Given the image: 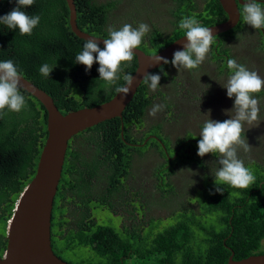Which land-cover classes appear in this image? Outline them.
I'll list each match as a JSON object with an SVG mask.
<instances>
[{
    "label": "trees",
    "instance_id": "trees-1",
    "mask_svg": "<svg viewBox=\"0 0 264 264\" xmlns=\"http://www.w3.org/2000/svg\"><path fill=\"white\" fill-rule=\"evenodd\" d=\"M142 1L155 11L154 17L159 16L155 7L159 5V1ZM174 1L173 19L172 21L169 19L171 29L157 28V24L152 25L137 49H142L149 55L163 49L172 40L184 35V31L179 28V23L185 17L194 16L204 27L225 19L216 0L205 1L203 10L194 14H190V9H197V5L192 0L190 2L186 0ZM72 2L75 9L76 27L92 36L107 39L109 38V28L119 30L125 24L137 28L140 23H145L144 16L137 10H141V8L136 6L129 11L125 8L122 9L119 0H72ZM16 7L17 0H1L0 17ZM21 10L29 16L38 15L40 22L33 29L31 35H20L18 29L11 30L6 25L0 24V62L12 60L21 77L47 94L61 114L106 102L115 94L116 87L125 83L123 77L133 72L134 57L131 62L122 63V71L118 73L120 78L114 85H108L99 80L98 63H94L90 71H86L84 65L75 63V56L83 50L85 41L76 38L70 32L67 24L68 10L64 0H34L30 7ZM150 22H153L151 18ZM231 31L228 32L229 35L225 33L221 37L232 38L235 34L237 36L239 27L237 26L234 32ZM147 46L148 48H146ZM209 56L214 61L219 59V56L211 53ZM45 63L53 67L47 78L39 72V68ZM125 64L128 66L125 67ZM171 67V63L164 64L151 72L161 76L159 84L163 82L165 87H158L160 90L171 91L178 85L174 82L177 76L170 74V70L174 69ZM19 91L25 97V107L20 112L5 109L7 115L0 118V223L3 226V234H0V257L5 247L6 222L11 215L16 199L31 178L40 146L45 137L46 116L43 107L29 94L22 90ZM208 94L202 98L205 99ZM161 95L162 93L158 89L151 93L148 86L142 82L124 108L120 118L104 121L74 136V140L95 136L96 138L101 137L105 141L106 149L97 153L104 157L94 158L93 162H90L89 168L102 169L103 172L112 169L113 187L115 189L117 184L116 191L122 187L118 179L127 172L130 163L128 155L130 154H140L143 151L145 155V150L153 147L162 156H164V152L170 156L168 150L171 151V155L176 153L173 161L182 162L185 160L181 158L182 156L194 157L197 155V143L186 139L180 140V137L176 135V140L173 141L176 143L172 149L173 142L170 136L161 132L162 123H154L153 116H150L151 119L148 121L150 123L146 131L134 130V126L140 128L146 114L149 115L147 110L151 107V103L164 106L156 116L165 115L168 112L170 104L161 98ZM259 96H261L260 93L256 94L257 98ZM132 132L139 135L138 139L133 138ZM188 133L187 131L186 134L188 135ZM147 135L152 136L147 137ZM142 138L146 139L143 143ZM156 139L160 141V144L155 142ZM137 140L143 145L130 149L125 144V142L135 143ZM184 148H188L192 153L183 152ZM240 149H238V154L242 159L245 158L242 155H250V152H242ZM214 155L211 154V156ZM164 160L168 166L164 170V175L158 173L155 178L157 184L154 189L159 192V198L153 201V205L158 204L166 209L167 201L172 204L176 199V193L170 183L173 162L166 160L165 156ZM193 161H196L199 167L208 168L206 159L198 160L195 157L189 159V162ZM243 161L255 176V181L249 188L236 189L228 185H221L223 193L216 192L214 176L220 166L218 163L209 162L214 164L213 174L204 177L193 192V194L197 191L204 192V202H197L194 195L191 194L189 204H192L185 207H183L184 203L179 204L172 215L170 214L173 223L160 231H155L158 224L154 223L153 208L145 204L143 264H224L230 253H232L233 260L264 254V247L261 248V242L264 240V148L259 151L253 161L247 158ZM204 183L208 185V193H206ZM154 193L151 192L150 196ZM241 203L243 205L241 209L230 211L229 204ZM175 213L176 219L173 218ZM214 214H217L215 221ZM209 218L212 219V222L206 223L205 220ZM96 237L81 233L78 236V245L92 248L97 261L87 258L82 261L76 260L74 264H119L117 249L113 248L111 251L104 252L102 244L92 247ZM72 243L73 241L70 240L67 243V248ZM118 246L124 253L125 246L120 244Z\"/></svg>",
    "mask_w": 264,
    "mask_h": 264
},
{
    "label": "flooded vegetation",
    "instance_id": "flooded-vegetation-1",
    "mask_svg": "<svg viewBox=\"0 0 264 264\" xmlns=\"http://www.w3.org/2000/svg\"><path fill=\"white\" fill-rule=\"evenodd\" d=\"M119 1L120 4H122V9L125 8L128 11L136 6H138L137 8H141V10L137 9L138 13H141V15L144 16L143 21L150 27L157 24V28H162L159 24L163 22L165 17H168L171 21L173 19L172 12L175 11L174 0H157L159 1V5L155 7L157 8V13H159L158 17H154L155 11L152 10V8H149L148 5H145L142 0H140L141 2L139 0ZM146 1L152 2L153 0ZM186 1L190 2V0ZM205 1L207 2L208 0H192V2L197 5V9H190V14L202 11L206 4ZM233 1L235 2L238 11V21L236 26L231 29L232 31H229L234 32L238 26L239 32L237 36L235 34L232 38H229V36L226 38L221 37L222 34L228 33L229 31L217 35L210 47L209 53L219 56V59L214 61L213 58H210L208 53L206 55L205 62L202 65L196 69L186 70L185 80L177 81V84L180 86L184 85L182 81H186L185 86H187V89L190 91L189 98L191 100H200L205 94L209 93L205 96L206 102L209 104L208 106L205 108H202L203 106L194 108L191 112H189L190 117H188V121L182 119V121L178 122L179 119H176L177 117H175V120L172 121L174 124L167 126L170 127V133L177 134L178 132H181V130L184 131L186 129H190V125L195 124L192 139H190L193 143L198 144L200 139L198 136L200 126L202 125L200 112L206 113L209 109H211V119L221 122L230 118L225 115L224 110L232 108L231 104H234L235 97L228 98L227 91L224 92V88L221 86V84L224 83L223 78H225V75L232 74L227 67V61L229 59L239 61L237 62L238 64L244 65L251 71H256L262 78H264V62L260 59V52H264V44L260 41L261 38L264 39V28L254 29L251 26L248 27V25L244 23L242 16L244 0ZM257 2L264 7V0H257ZM150 18L153 22H150ZM170 26L171 25L169 24L166 28L169 29ZM247 37L249 38L246 40ZM245 40L249 41V44L246 47H242L243 50L235 55V51L239 50L236 46L237 41ZM146 48H148V46ZM138 50L143 52L142 49ZM205 65L207 68H205ZM173 68L175 70L171 69L170 74L178 77L180 72H178L175 67ZM175 72H177V74H175ZM193 93L195 95H193ZM260 94L262 96L264 95V88H262ZM160 119H162V115ZM164 121L166 120L163 119V122ZM263 125L264 120L260 122V127H257V130L261 131L260 133L262 135V131H264ZM85 130L78 133H83ZM134 130L146 131L143 126L140 128L134 126ZM257 130L256 127L246 130V139L251 147L249 152L257 151ZM132 135L135 139H138L139 137V135L134 132H132ZM74 136L69 138L66 143L56 192L52 201L49 224V241L51 251L56 257L68 264H74L76 260L82 261L87 258H93L97 261L95 252L92 248L81 244L78 245V236L83 233L97 236L92 244V247L97 244H102L104 252L107 250L111 251L113 248L117 249V254H119V264H143L145 233V176L141 161L144 158V152L142 151L140 154L133 153L128 155L130 156V163L126 174L124 176H120L118 179L121 182L122 187L119 188V191H116L117 184L114 189L112 169L103 172L102 169L93 170L89 168V164L90 162H93L94 158L100 159L104 157V155H99L97 153L106 149L105 141H103L101 137L96 138L95 136L88 139L76 138L74 140ZM150 136L152 135H147V137ZM145 140V138H142V143ZM155 142L160 144L158 139H156ZM142 143H140L139 140L135 143L125 142L130 149L140 147L143 145ZM164 153L166 160L173 162L172 173L170 174L171 177H174V179H170V183L173 185V188L184 183L186 184L189 182L187 179L193 178L194 175H191L188 171H186L188 170L186 169L188 167H191L190 169L192 172L198 176V178H196L197 180H202L207 176L203 175L204 171H211L214 168L211 166L210 169L209 165L206 169L199 167V164L196 162L197 159H195L196 161L189 162L190 158L195 157L198 158V160L206 159L205 162H212L215 164L218 160V155L204 157H199L198 155H195L194 157L186 155L181 157L185 159L182 162L177 160L173 161L174 157H176V153L172 154L173 157L168 156L166 152ZM247 157L251 158L250 156ZM209 158L215 160L207 161ZM238 158L241 160L246 159H242L239 155ZM179 166L184 167L180 172L178 171ZM34 170L35 167L33 169V173ZM157 173H160V170L157 171ZM163 173H165V171L160 174L162 175ZM229 207L230 211L233 212L235 209H241L243 205L242 203L229 204ZM215 215L217 216V214L213 215L214 221L217 220ZM70 240H72L73 243L69 248H67V243ZM118 244L125 246L126 249L124 253ZM66 253H72L73 256H69Z\"/></svg>",
    "mask_w": 264,
    "mask_h": 264
},
{
    "label": "clouds",
    "instance_id": "clouds-1",
    "mask_svg": "<svg viewBox=\"0 0 264 264\" xmlns=\"http://www.w3.org/2000/svg\"><path fill=\"white\" fill-rule=\"evenodd\" d=\"M34 0H17V7L8 14L0 17V24L6 25L8 29L19 30L20 35H31L33 29L39 24L40 17L29 16L22 8L30 7ZM243 21L254 29L264 28V7L257 0H244L242 9ZM179 28L184 31L186 42L183 50L173 53L171 61L162 56L151 57L154 64L171 63L178 72L180 70L196 69L206 59L210 47L216 36L208 27L201 26L198 20L193 17H185L179 23ZM150 31V26L140 23L137 28L130 24L123 25L119 30L108 29L109 38L103 40V48L100 47V40L89 38L83 45V50L75 56V63L85 66L90 71L94 63L99 64V80L108 85H114L120 78L118 73L122 71L123 62H131L135 55L133 49L139 48L142 38ZM95 54V55H94ZM125 67L128 65L125 64ZM227 67L231 75L226 83L221 84L227 90V97L234 99L231 109H225V115L229 119L222 122L211 119V109L201 113L202 125L198 136L199 157L206 154H218L217 163L219 168L215 172V191L223 193L221 185H228L236 189H247L255 181L252 171L247 168L244 161L238 158V149L245 152L251 150L245 137L247 129L258 127L264 120L260 116L261 101L255 94L264 88V78L256 71L247 69L244 65L238 64L235 59L227 61ZM53 67L43 64L39 72L44 77H49ZM125 85L116 87V92L122 94L124 99L129 94L134 83V77L126 74L123 77ZM161 76L146 72L143 76V83L152 91L160 86ZM22 87L21 74L18 72L12 60L0 62V118L7 115L8 111L20 112L25 107V97L20 93ZM163 105H153L149 115L155 117L163 110ZM243 134V138H242ZM194 175L191 169L186 170Z\"/></svg>",
    "mask_w": 264,
    "mask_h": 264
},
{
    "label": "water",
    "instance_id": "water-1",
    "mask_svg": "<svg viewBox=\"0 0 264 264\" xmlns=\"http://www.w3.org/2000/svg\"><path fill=\"white\" fill-rule=\"evenodd\" d=\"M217 1L226 18L217 24L207 26L214 36L231 30L238 21V11L233 0ZM64 2L68 10L67 24L70 32L85 42L89 38L100 40V47L103 48V38L84 33L76 27L72 0H64ZM185 42L186 37L182 35L152 55L133 49L135 68L131 75L134 77V83L126 98L121 99L122 94L115 92L106 102L69 111L66 114H61L57 110L47 94L21 77L22 87L19 90L34 98L45 111L46 134L33 176L16 199L6 222L5 247L0 257V264H68L53 254L49 241L52 201L68 139L94 125L120 118L124 108L142 84L144 74L151 73L164 65L163 62L153 65L151 57L159 55L170 61L175 51L183 50ZM224 264H264V254L233 260L230 253Z\"/></svg>",
    "mask_w": 264,
    "mask_h": 264
},
{
    "label": "rangeland",
    "instance_id": "rangeland-1",
    "mask_svg": "<svg viewBox=\"0 0 264 264\" xmlns=\"http://www.w3.org/2000/svg\"><path fill=\"white\" fill-rule=\"evenodd\" d=\"M122 6V4H120V7ZM160 27H168L169 25V18L165 17L163 22L161 24H159ZM239 25V24H238ZM171 27V26H170ZM169 27V29H170ZM248 27H250V25H248ZM249 37L246 38V40ZM240 40V39H238ZM237 41V48H239V50L235 51V55L238 54L239 52H241L243 49L242 47H246L249 44V41ZM262 43L264 44V39L261 38ZM260 59L264 62V52H260ZM205 62V61H204ZM203 62V63H204ZM239 62V61H237ZM207 65V63H206ZM205 65V68H207ZM210 65V63H209ZM185 71L186 70H180V75H178V77H176L174 79V82L177 83V81L180 80H185ZM254 71V70H252ZM229 74L225 75V78H223V82L226 83L227 79L229 78ZM184 85L180 86L179 84L177 86L174 87V89H172L171 91H165L164 90H160L158 87L162 88L165 87V84L162 82L160 84V86L157 87V89L162 93L161 98H163L164 100H166V102H169L170 104V109H168V112L164 115H162V119L159 121L160 119V114L152 117L154 118V123H162L161 124V132L165 133L166 135L170 136L172 142L174 141L176 136H179L180 139H186L187 141L192 142L190 139H192V133L194 131V127L195 124L190 125V129H186L184 131L181 130V132H178L177 134L175 133H170L169 128L167 127L168 125L174 124L172 123V121L175 120V117H177L176 119H179L178 122L182 121V119H184L185 121H188L190 117L189 116V112H191L194 108H205L206 106H208L209 104H207L206 99H201V100H191L189 98V93L190 91L187 89V86H185L186 81H182ZM203 86V85H202ZM201 90V88H200ZM227 90L224 88V92H226ZM151 93H153V91L151 90ZM193 95H195L193 93ZM216 97V94H215ZM258 99H260L261 104H260V116L262 118H264V95L260 96ZM151 107L147 110L148 114L151 110V108L153 107L154 104H150ZM231 106L233 107V104H231ZM164 115V116H163ZM171 118V119H170ZM150 115L145 116L144 121L142 122V126L147 129V127L149 126L148 122L150 120ZM163 119H165L166 121L163 122ZM177 124V123H176ZM264 126V125H263ZM260 127V126H259ZM258 127V128H259ZM256 127V130L258 129ZM154 129V128H152ZM187 131L189 132L188 135L186 134ZM257 154H255V152H250V156L251 158H248L247 155H242L243 157L247 158V159H252L254 160V157L258 156V153L260 150H262L264 148V131H262L263 135L260 133L261 131L257 130ZM247 133V131L245 132ZM181 134V135H180ZM176 135V136H175ZM176 142H173L171 145L172 149L174 148V144ZM185 144V143H184ZM189 144V143H188ZM188 148H184L183 152H187L188 154H191L192 151L189 150ZM240 151L244 152V150L241 148ZM168 154L170 155V157H173L171 155V151L168 150ZM238 154V153H237ZM180 155H182L180 153ZM207 155V154H206ZM205 155V156H206ZM239 155V154H238ZM209 156H211V154L209 153ZM240 156V155H239ZM207 161H212L211 158L207 159ZM142 166H143V171H144V187H145V204L150 205L153 210H152V216L154 219V223L157 222L158 226L155 229V231H160L162 228L164 227H168V225L170 226L173 223L172 217L170 216V214L172 215L173 211L176 210L177 206L181 203L183 204V207H185L186 205H191L189 204V199L191 194H193L195 187L201 183V180H197L196 178H198L197 175L194 174L193 178H189L187 179L186 184H182V185H178L174 188V192L176 193V199L174 200V202H172V204L170 203V201H167L166 203V209L162 208L161 205L155 204L153 205V201L159 198V192L156 191L154 189V186H156L157 182L155 180L156 176H158L157 170L160 169V173L164 172V170L167 168V163H165L164 160V156L160 155L158 153V151H155V149L152 148H147L145 150V155L143 160L141 161ZM208 163V162H207ZM212 163V162H211ZM210 169L211 166H213V164L208 163ZM172 166V165H171ZM183 166H179L178 167V171L180 172L181 169H183ZM191 167H188L186 169H190ZM172 170V168H171ZM213 170L209 171H204L203 175H207V176H211L213 174ZM172 173V172H171ZM165 174V173H163ZM162 174V175H163ZM174 179V177H171L170 179ZM204 187L206 189V193H208V185L207 183H204ZM154 193L152 196H150V193ZM194 195V198L196 199L197 202H204L205 199V193L204 192H200L197 191ZM153 197V199L150 200V198ZM176 213L174 214L173 218L176 219L175 217ZM206 223H211L212 219H206L205 220ZM4 233H5V229H4ZM0 234H3V226L0 223ZM264 247V240L261 242V248ZM69 256H73L72 253H66ZM64 259V258H63Z\"/></svg>",
    "mask_w": 264,
    "mask_h": 264
}]
</instances>
